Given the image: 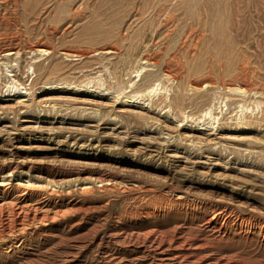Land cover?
I'll list each match as a JSON object with an SVG mask.
<instances>
[{"label": "rangeland", "instance_id": "rangeland-1", "mask_svg": "<svg viewBox=\"0 0 264 264\" xmlns=\"http://www.w3.org/2000/svg\"><path fill=\"white\" fill-rule=\"evenodd\" d=\"M1 181L0 264H264V0H0Z\"/></svg>", "mask_w": 264, "mask_h": 264}, {"label": "bare ground", "instance_id": "bare-ground-1", "mask_svg": "<svg viewBox=\"0 0 264 264\" xmlns=\"http://www.w3.org/2000/svg\"><path fill=\"white\" fill-rule=\"evenodd\" d=\"M31 50H33V51H37V52H43V51H46V49H44V48H42L41 47V45L40 44H33L32 46H31V48H30ZM48 49V48H47ZM103 50V49H102ZM97 52V51H96ZM10 53H12L10 50L8 51L7 50V53H5V55H9ZM64 53H66V51L64 52ZM150 74V73H149ZM149 76V75H148ZM206 81V80H205ZM205 81H203V82H205ZM64 82V81H63ZM198 82V81H197ZM202 82V83H203ZM199 83V82H198ZM198 83H194L195 84V86L194 87H199L200 86V84H198ZM191 84V83H190ZM204 84V83H203ZM202 84V85H203ZM233 84H237V85H234L232 88H231V90H235V91H242V88L239 86V84L237 83V82H234ZM162 85V84H161ZM158 86H159V83L158 82H155V81H152V82H150V84L146 87V91H147V93L148 94H153V93H155L157 90H158ZM12 87V86H11ZM202 87V86H201ZM196 88V89H197ZM130 98H133V100L135 99H139V97H137V96H130ZM208 110V109H207ZM204 115H207L208 117H210V120H214L215 121V119H216V116L215 115H213L212 116V114H211V110H208V111H206L205 113H204ZM215 116V117H214ZM209 120V121H210ZM210 123V122H209ZM98 178H100V177H98ZM4 180V179H3ZM57 180V179H56ZM99 182H101V186H104V187H107L109 184H110V181H108V180H106V179H104V177L102 178V179H99L98 180ZM5 184V183H4ZM1 185H3L2 184V181H1V183H0V186ZM3 189V188H2ZM84 189V188H83ZM8 191V190H7ZM53 191V190H52ZM22 199V198H21ZM9 205H10V202H9V199H7L5 196H1V198H0V233H8L9 232V216H11L10 214H9ZM16 205V204H15ZM17 205H19V204H17ZM16 205V206H17ZM35 206V205H34ZM12 209H15V207L14 206H12ZM1 210H3V211H6V217L4 218V217H2L3 216V214L1 213ZM21 210V209H20ZM27 210V209H26ZM15 211V210H14ZM13 211V212H14ZM18 211H19V209H18ZM28 212V211H27ZM26 212V213H27ZM12 213V212H11ZM23 213V212H22ZM61 213V212H60ZM34 214V213H33ZM55 214V213H54ZM14 215H15V213H14ZM27 215V214H26ZM35 215V214H34ZM34 215H33V217H34ZM16 216V215H15ZM22 216H24V215H22ZM21 216V217H22ZM52 216V215H51ZM25 217V216H24ZM23 217V218H24ZM32 217V216H31ZM32 217V218H33ZM15 218V217H14ZM25 218H28V217H25ZM11 219H13V218H11ZM17 219V218H16ZM7 220V221H6ZM11 221V220H10ZM15 221V220H14ZM17 221V220H16ZM21 222V221H20ZM19 222V223H20ZM11 223H13V222H11ZM17 223V222H16ZM19 225V224H18ZM27 225V224H26ZM22 226V225H21ZM13 227V226H12ZM264 228V227H263ZM12 229V228H11ZM18 229V228H17ZM20 229V228H19ZM23 229V228H22ZM21 229V230H22ZM15 230V229H14ZM20 230V231H21ZM12 230H10V232H11ZM150 233H152V232H150ZM146 235V234H145ZM147 235H150V234H147ZM2 236V235H1ZM7 236V235H6ZM150 238V237H149ZM2 242V241H1ZM150 248V247H149Z\"/></svg>", "mask_w": 264, "mask_h": 264}]
</instances>
